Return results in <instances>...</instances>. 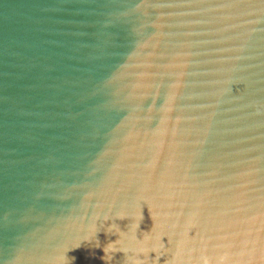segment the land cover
I'll list each match as a JSON object with an SVG mask.
<instances>
[{
	"label": "water",
	"instance_id": "obj_1",
	"mask_svg": "<svg viewBox=\"0 0 264 264\" xmlns=\"http://www.w3.org/2000/svg\"><path fill=\"white\" fill-rule=\"evenodd\" d=\"M0 264H264V0H0Z\"/></svg>",
	"mask_w": 264,
	"mask_h": 264
}]
</instances>
